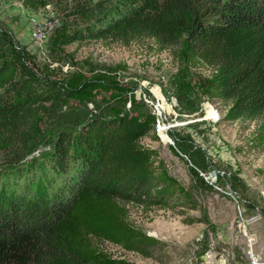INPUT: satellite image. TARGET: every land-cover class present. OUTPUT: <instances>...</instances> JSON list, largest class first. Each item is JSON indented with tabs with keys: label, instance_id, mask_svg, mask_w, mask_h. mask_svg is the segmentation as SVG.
Returning <instances> with one entry per match:
<instances>
[{
	"label": "trees",
	"instance_id": "16d2710c",
	"mask_svg": "<svg viewBox=\"0 0 264 264\" xmlns=\"http://www.w3.org/2000/svg\"><path fill=\"white\" fill-rule=\"evenodd\" d=\"M20 1L38 11L54 0ZM107 38L123 46L151 39L183 65H201L208 75L181 80L180 93L220 100L226 121H256L264 146V0H110L90 14L70 11L51 52ZM117 69L56 79L0 31V264H126L100 244L146 256L156 245L129 225L127 205L189 199L142 145L155 120L127 111L137 99ZM62 108L69 121L56 113ZM39 142L50 150L26 166Z\"/></svg>",
	"mask_w": 264,
	"mask_h": 264
},
{
	"label": "rangeland",
	"instance_id": "374dc122",
	"mask_svg": "<svg viewBox=\"0 0 264 264\" xmlns=\"http://www.w3.org/2000/svg\"><path fill=\"white\" fill-rule=\"evenodd\" d=\"M109 1L54 0L32 11L20 0H0V31L25 47L39 65L52 68L56 79L74 72L106 74V68L119 67L112 75L137 99V106L127 107L128 112L150 113L146 100L164 101L166 106L173 104L176 121L186 124L169 133L172 146L163 145L152 133L141 143L157 153L156 163L177 180L189 199L174 196L165 207L127 205L129 225L156 240L149 255L109 243L100 244V249L126 264H253L255 259L264 264V146L255 140L258 126L256 121H226L227 107L216 98L180 93L179 82L208 75L205 68L183 65L172 49H161L151 39L127 46L110 38L84 40L65 46L61 53L51 52V36L70 11L90 14ZM106 108L103 105L102 111ZM213 108L221 121L202 120ZM88 110L95 113L92 106ZM56 113L67 121L72 117L64 108ZM35 150L27 156L26 166L39 162L50 146L39 142ZM4 168L0 164V171ZM215 170L223 176L205 180L198 174L208 176Z\"/></svg>",
	"mask_w": 264,
	"mask_h": 264
},
{
	"label": "built area",
	"instance_id": "2783aa9c",
	"mask_svg": "<svg viewBox=\"0 0 264 264\" xmlns=\"http://www.w3.org/2000/svg\"><path fill=\"white\" fill-rule=\"evenodd\" d=\"M163 101V100H162ZM146 102L151 106L150 115L154 117V128L152 131V134L155 135L160 139V141L163 143V145H173V138L169 136V133L172 132L175 128L186 125L184 122H177L176 121V114L173 111V104L166 106L167 104L161 103L154 100H146ZM168 103V102H167ZM170 104V102H169ZM127 107H130L128 104ZM204 118L202 120L204 121H211L213 123H218L221 121V117L218 114V111L216 109H209V112L204 113ZM157 164V163H156ZM201 177H203L205 180L206 178L210 177L211 175L214 176H223L224 172H219L217 170L212 171L207 175L202 174L201 172H198ZM253 264H260L257 259L254 260Z\"/></svg>",
	"mask_w": 264,
	"mask_h": 264
}]
</instances>
